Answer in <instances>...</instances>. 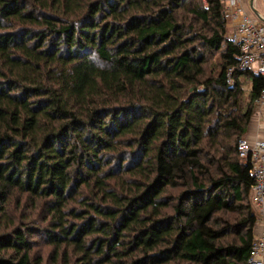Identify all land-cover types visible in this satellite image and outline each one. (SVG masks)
I'll return each instance as SVG.
<instances>
[{
    "label": "trees",
    "instance_id": "trees-1",
    "mask_svg": "<svg viewBox=\"0 0 264 264\" xmlns=\"http://www.w3.org/2000/svg\"><path fill=\"white\" fill-rule=\"evenodd\" d=\"M224 8L0 0V264H247L262 81Z\"/></svg>",
    "mask_w": 264,
    "mask_h": 264
},
{
    "label": "built area",
    "instance_id": "built-area-1",
    "mask_svg": "<svg viewBox=\"0 0 264 264\" xmlns=\"http://www.w3.org/2000/svg\"><path fill=\"white\" fill-rule=\"evenodd\" d=\"M224 16L232 24L229 40L240 49L236 69H251L261 78L262 86L255 99V106L264 110V25L250 16L242 6V0H222ZM233 68L226 72L227 83L233 84ZM241 162L251 168L254 184L251 188V203L256 209L257 221L264 219V140L250 142L245 136L236 143ZM247 264H264V232L252 243Z\"/></svg>",
    "mask_w": 264,
    "mask_h": 264
},
{
    "label": "crops",
    "instance_id": "crops-1",
    "mask_svg": "<svg viewBox=\"0 0 264 264\" xmlns=\"http://www.w3.org/2000/svg\"><path fill=\"white\" fill-rule=\"evenodd\" d=\"M242 6L246 12L256 17L264 25V0H242ZM232 31V24L228 23V32ZM245 137L253 142L255 140H264V110L255 107L252 114ZM256 210V209H255ZM257 212V211H256ZM258 216V213H257ZM264 232V219L257 221L254 234L260 236Z\"/></svg>",
    "mask_w": 264,
    "mask_h": 264
},
{
    "label": "rangeland",
    "instance_id": "rangeland-1",
    "mask_svg": "<svg viewBox=\"0 0 264 264\" xmlns=\"http://www.w3.org/2000/svg\"><path fill=\"white\" fill-rule=\"evenodd\" d=\"M228 34H229V32H228ZM245 86L247 88V84H245ZM48 251H49V248H46V247H43V246H40V245L36 249V252H40V253H43V254L47 253ZM46 264H54V263L51 260H48L46 262Z\"/></svg>",
    "mask_w": 264,
    "mask_h": 264
}]
</instances>
